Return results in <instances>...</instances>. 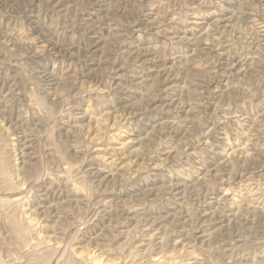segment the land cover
Returning a JSON list of instances; mask_svg holds the SVG:
<instances>
[{"label": "rangeland", "instance_id": "rangeland-1", "mask_svg": "<svg viewBox=\"0 0 264 264\" xmlns=\"http://www.w3.org/2000/svg\"><path fill=\"white\" fill-rule=\"evenodd\" d=\"M0 264H264V0H0Z\"/></svg>", "mask_w": 264, "mask_h": 264}, {"label": "bare ground", "instance_id": "bare-ground-1", "mask_svg": "<svg viewBox=\"0 0 264 264\" xmlns=\"http://www.w3.org/2000/svg\"><path fill=\"white\" fill-rule=\"evenodd\" d=\"M88 1V0H87ZM107 25V24H106ZM58 45H60V44H58V43H55V44H53V46L55 47V46H58ZM95 46V45H94ZM257 46V45H256ZM94 48V47H93ZM96 48V47H95ZM92 51V50H91ZM99 51V50H98ZM93 55V54H92ZM221 60H223V59H221ZM46 71V70H45ZM108 73V72H107ZM171 128V127H170ZM27 147V146H26ZM244 160V159H243ZM254 165V164H253ZM101 173H103V172H100V171H95V172H93V174L91 173V175H92V177L93 178H99V177H101ZM101 180H103V179H101ZM98 181V180H97ZM106 181V180H105ZM104 182V181H103ZM103 182H102V184H103ZM100 183V182H99ZM101 184V185H102ZM106 184V183H105ZM107 185V184H106ZM98 191V190H97ZM174 191V190H173ZM185 192V191H184ZM117 210V209H116ZM49 217V216H48ZM158 220V219H157ZM114 222V221H113ZM172 222V221H171ZM153 224L152 225H155L156 224V222L155 221H153L152 222ZM149 224V223H148ZM190 226V225H189ZM153 227V226H152ZM242 229V228H241ZM239 237V236H238ZM204 238V237H203ZM88 240V239H87ZM225 248V247H224Z\"/></svg>", "mask_w": 264, "mask_h": 264}]
</instances>
